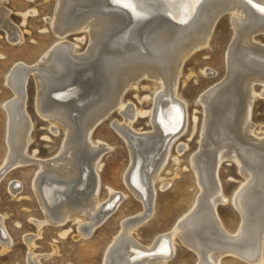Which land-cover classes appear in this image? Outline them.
<instances>
[{
    "label": "bare ground",
    "instance_id": "6f19581e",
    "mask_svg": "<svg viewBox=\"0 0 264 264\" xmlns=\"http://www.w3.org/2000/svg\"><path fill=\"white\" fill-rule=\"evenodd\" d=\"M2 3L0 21L9 24L10 10ZM112 8L107 0H57L51 24L58 39L36 64L19 61L10 68L6 82L15 96L4 105L6 172L37 163L33 186L48 211L45 221L57 226L76 221L81 235L88 237L125 196L110 187L112 197L101 200V160L108 144L92 136L114 110H121L125 120L115 122L114 127L133 151L126 179L133 182L144 211L122 221L119 234L105 250L104 264H168L176 253L177 237L197 253V264H223L229 255L249 264H264V126L258 130L252 120L257 98H264V42L257 38L264 35V0H133L124 14ZM227 12L232 16L234 37L225 77L198 100L205 119L191 165L200 193L171 230L144 245L133 233L156 211V183L162 181L173 146L190 121L189 103L179 93L184 64L210 44L218 20ZM17 29L15 42H21L23 33ZM80 32L88 34L90 44L85 51L79 50L81 38H69ZM204 72L216 74L210 68ZM31 76L38 90L37 111L49 121L53 133L63 130L65 134L59 154L51 159L31 156L28 151L34 128L28 110ZM146 78L160 87L149 114L153 128L143 133L134 122L149 112L131 101L128 106L124 96ZM52 94L56 101L49 97ZM187 146L181 143L178 153ZM173 160L179 162V155ZM225 160L234 161L245 178L232 197L225 194L219 177ZM168 183L162 181V187ZM227 202L241 217L234 232L225 227L219 213V205ZM4 223L0 215V240L7 250L14 239L7 237ZM29 242L31 264H43Z\"/></svg>",
    "mask_w": 264,
    "mask_h": 264
},
{
    "label": "rangeland",
    "instance_id": "374dc122",
    "mask_svg": "<svg viewBox=\"0 0 264 264\" xmlns=\"http://www.w3.org/2000/svg\"><path fill=\"white\" fill-rule=\"evenodd\" d=\"M2 6L10 11L9 24L0 21V170H2L0 215H4L7 237L12 236L14 241L10 242L11 246L9 245L7 250H4L0 240V264H31L29 240L33 243L32 250L36 252L34 256H40L43 264H104L105 250L119 234L122 221L144 211L142 200L133 189V182L129 178L126 179L133 165V151L127 140L114 127L115 122H124V114L121 110H114L96 127L92 136L97 142L108 144V149L101 160L102 189L100 188L99 192L101 200L105 202L112 197L110 187L116 192L124 193L126 197H121L112 207V212L105 221L88 237L81 235L76 221L69 220L63 226L46 222L45 219H49L48 211L42 205V201L40 203V197L33 186L38 164L30 163L31 165L16 167L6 172L9 150L6 141L7 113L4 105L8 99L15 96L6 82L10 68L19 61L36 64L41 54L58 39L51 24V18L57 9V0H3ZM14 28L22 31L21 42H15L17 32ZM233 37L232 16L227 12L218 20L210 44L191 54L184 64L179 80V93L189 103L190 121L183 136H180V141L178 140L172 149L173 157L179 155L180 161L174 162L172 157L161 173L162 181L169 182L168 185L163 188L161 180L156 183V211L133 233L144 245L152 243L159 234L171 230L196 203L200 187L192 169L191 158L200 148L205 119L204 108L198 100L208 88L221 82L225 77L227 52ZM69 38L82 39L79 42L80 51L87 50L90 44L86 32L72 34ZM257 38L264 42L263 34H258ZM208 68L215 69L216 74L213 76L205 73L204 70ZM27 86L28 110L34 121L29 155L45 160L54 158L63 145L64 131L53 133L49 121L43 119L37 111L38 90L33 76L30 77ZM159 87L157 81L146 78L140 81L137 88L130 89L124 96L128 106L132 102L140 109L149 112L134 122L135 127L141 129L143 133L150 132L153 128L149 114L154 106L152 97L156 96L155 91ZM256 88L258 91L262 90L261 85H257ZM195 117H197L196 123ZM252 120L257 124L258 130L264 126V98H257L252 111ZM181 143H188V146L185 151L178 153V146ZM229 161L225 160L222 163L219 177L225 194L232 197L245 178L243 174L241 175L238 165L234 161ZM218 208L225 227L232 232L236 231L241 217L234 205L231 202L221 203ZM63 231H67V235H63ZM177 240L176 253L168 264H197V253L188 248L178 237ZM223 264H249V262L229 255L223 258Z\"/></svg>",
    "mask_w": 264,
    "mask_h": 264
},
{
    "label": "water",
    "instance_id": "95a60500",
    "mask_svg": "<svg viewBox=\"0 0 264 264\" xmlns=\"http://www.w3.org/2000/svg\"><path fill=\"white\" fill-rule=\"evenodd\" d=\"M107 4H109V6L113 7L112 9H114V11L119 12L120 14H124L122 12H127V7L121 5L120 3H115L112 0H107ZM117 7V8H116ZM79 10V9H77ZM62 86V85H61ZM64 86V85H63ZM49 97H51V99L53 100H57L58 98L55 95H49ZM49 104V103H48Z\"/></svg>",
    "mask_w": 264,
    "mask_h": 264
},
{
    "label": "snow or ice",
    "instance_id": "6c2138e0",
    "mask_svg": "<svg viewBox=\"0 0 264 264\" xmlns=\"http://www.w3.org/2000/svg\"><path fill=\"white\" fill-rule=\"evenodd\" d=\"M123 6L125 7H131L133 0H118ZM261 11H264V9H261Z\"/></svg>",
    "mask_w": 264,
    "mask_h": 264
}]
</instances>
